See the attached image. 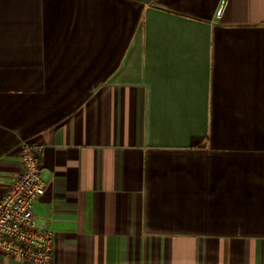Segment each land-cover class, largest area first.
<instances>
[{"label": "crops", "instance_id": "1", "mask_svg": "<svg viewBox=\"0 0 264 264\" xmlns=\"http://www.w3.org/2000/svg\"><path fill=\"white\" fill-rule=\"evenodd\" d=\"M24 141L51 264H264V0H0V199Z\"/></svg>", "mask_w": 264, "mask_h": 264}, {"label": "built area", "instance_id": "2", "mask_svg": "<svg viewBox=\"0 0 264 264\" xmlns=\"http://www.w3.org/2000/svg\"><path fill=\"white\" fill-rule=\"evenodd\" d=\"M223 4L219 7L221 13ZM44 146L21 144L22 171L15 174L8 193L0 199V254L32 264H51L55 233L38 221L37 200L45 193L42 177Z\"/></svg>", "mask_w": 264, "mask_h": 264}]
</instances>
